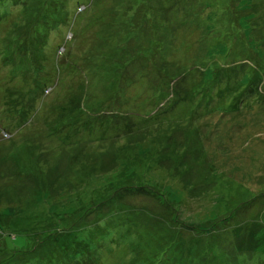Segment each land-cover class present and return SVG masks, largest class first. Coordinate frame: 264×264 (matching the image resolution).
<instances>
[{"label": "rangeland", "instance_id": "1", "mask_svg": "<svg viewBox=\"0 0 264 264\" xmlns=\"http://www.w3.org/2000/svg\"><path fill=\"white\" fill-rule=\"evenodd\" d=\"M0 3V264H264V0ZM161 79L197 98L126 93ZM157 145L179 179L136 162Z\"/></svg>", "mask_w": 264, "mask_h": 264}, {"label": "trees", "instance_id": "2", "mask_svg": "<svg viewBox=\"0 0 264 264\" xmlns=\"http://www.w3.org/2000/svg\"><path fill=\"white\" fill-rule=\"evenodd\" d=\"M251 2H260V3H262L263 2V0H250ZM24 3V2H23ZM23 3H20V4H23ZM19 4V3H18ZM4 5H5V3H4ZM2 3H0V8H1V6H4ZM248 9V8H247ZM250 17V16H249ZM255 22H256V24H260V23H258L257 22V20H255ZM150 29H151V31H150ZM130 31V32H139L140 33V30H135L134 29V27H133V21L131 22V20L130 19H128V21L126 22V23H122V25H120V31H121V35L122 36H124L126 33H127V31ZM156 32H157V30L155 31V29L152 27V26H149V29H148V33L145 35V38H147V39H149V40H154L155 39V36H156ZM157 37V36H156ZM151 38V39H150ZM131 45V43L128 41H126V40H124V42L122 43V48L123 47H126V49L129 47ZM128 46V47H127ZM121 49V48H120ZM120 49H119V52H120ZM195 67V66H194ZM208 68H210L211 70L213 69H215V71H217L218 72V78L219 77H221V68H215V67H211V66H208ZM227 69H229V68H227ZM130 70H132V67H129V68H127V71H130ZM192 73H194V72H196V70H194L193 69V67H190V69H189ZM163 72H165V70L163 71ZM217 74H216V72H212V74H211V76H210V78L211 77H213V76H216ZM143 79L145 80V78H143L142 77V82H143ZM138 83H135L134 85H130V83H128V84H126L125 85V89H126V93H127V91H128V93L127 94H129V96L132 94H136L137 92L135 91L136 89H139V90H141L142 92H140V93H145V95L146 96H148V97H150V102L151 101H153L156 105H158V106H161V107H163L164 106V104L166 105L167 103H169V102H172L174 105L176 104V103H184V102H187V101H190V100H193V99H195V98H197V97H190V96H185L184 95V93H181L179 96H170V94H171V92H167L166 91V89H165V82H164V79H161V81H162V87L161 86H159V87H157V86H154V87H151V85H148V86H146L147 88H148V90H147V88H145L142 84H141V81H138V80H136ZM115 84H116V89H120V87L122 86V85H124V81H122L121 79H120V77L118 76V78L116 79V82H115ZM241 85V84H240ZM135 86V88L136 89H134L133 87ZM138 86V87H137ZM241 86H243V87H245L246 85H241ZM106 87H108V86H106ZM151 91H153V93H155L157 96H154V95H152L151 93H150V90ZM108 91H110L109 89H107ZM168 90L170 91V89H169V87H168ZM149 91V92H148ZM204 91L206 92V89L204 88ZM134 92V93H133ZM176 94H178V92L176 91ZM116 96V95H115ZM201 96H202V92H201ZM200 97V96H199ZM200 100H198L197 102H199ZM142 102H144V104H146L147 102H145V100H142ZM148 104V103H147ZM116 108H117V110H118V114L120 115L121 113H124V112H126V110H124V108H125V106H122V105H120V106H116ZM112 113H114V114H116L117 112H112ZM162 114V116L163 115H165V114H169V112L167 111V110H165V111H163V113H161ZM150 114H149V112L148 113H146V114H144V115H141V117L140 118H142V117H145V118H147L148 116H149ZM160 115V114H159ZM170 115V114H169ZM166 118V117H165ZM165 118H162V119H165ZM112 122H110V124H111ZM149 123H151L150 121L148 122V123H146V125H148ZM120 130H122V128L120 129ZM116 134V133H115ZM115 134L114 135H112L113 137L115 136ZM165 144V143H164ZM143 146L144 147H147V146H149V147H155V142H152V143H144L143 144ZM158 149H160V151L158 152ZM154 150H156V153L154 152V155H153V152H150V151H148V152H146V150H142V152L143 153H141V155H142V157H143V159H141L139 156H137V158L135 159L136 160V162H146L145 164H143V165H141V166H143V167H145V169H152L154 166H155V168L158 170V176L160 177V179H165V180H167V181H172V180H175V179H179L181 176H182V172H183V167L177 162V161H175L176 162V168H170V169H167V168H161L160 167V162H173L174 160H171L170 158H168L166 155H165V152H164V150L159 146V145H157V148L156 149H154ZM174 158V157H173ZM51 168H50V170H49V172H51ZM179 172V173H178ZM43 181V182H42ZM42 181H40V186H44V185H46V183H47V180L44 178V179H42ZM46 181V182H45ZM28 190V189H27ZM26 190V191H27ZM103 199V198H102ZM104 202V204H106L107 202H108V200H106V201H103ZM121 205V204H120ZM122 206V205H121ZM58 207H60V206H58ZM55 208H57V207H55ZM54 208V209H55ZM113 211L114 212H116L115 211V209H113ZM82 214V213H81ZM81 214H79L78 216H76V217H80V215ZM69 215H73V213L72 214H67L64 218H63V223L64 224H68L71 220H76L75 218H72L71 220H68V216ZM33 216H35V215H33ZM49 216H51V215H46L45 216V219L47 218V217H49ZM60 218V217H59ZM61 218V219H62ZM57 219H58V216H52V217H50V218H48V220H47V223H49V224H45L44 225V227H43V229L42 230H40V232H44V234L45 235H43V238L45 239V238H47L48 237V235H49V232L47 233V232H45V231H47V229H45V227H50V229L52 228V226L54 225V226H58L59 224H57L56 223V221H57ZM82 220V219H81ZM75 222V221H74ZM119 226V227H118ZM118 226L116 225V227L115 228H117V230L118 229H122V227H120V224L118 223ZM74 226H72L71 228H73ZM56 229V228H55ZM55 229H53V230H55ZM122 230H124V229H122ZM68 231H69V229H68ZM39 232V233H40ZM122 232H124V231H122ZM58 233H59V231H58ZM27 234V233H26ZM81 234V236H79ZM226 235H230V234H226ZM225 235V236H226ZM27 236V235H26ZM231 236V235H230ZM238 237V236H237ZM73 239H76L77 240V242H79V243H83V244H85V243H87L88 242V239H89V236L87 235V234H84L83 235V233H82V231H80L79 233H76L75 234V236H74V238ZM60 240H61V237L59 238V241L57 242V246L59 247L60 246V244H58L59 242H60ZM236 240H238V241H243V244L244 243H246V241L244 240V239H242V238H238V239H233V241L231 240V241H228V238H226V237H224V243H232V244H236ZM24 241H26V239H24ZM37 241V240H36ZM43 241H45V240H43ZM43 241H41V242H43ZM259 243V242H258ZM24 250H27V249H24ZM24 250L23 249H20V251H22V253L24 252ZM22 253H20L19 255H17L16 257H18L17 258V260H18V263L17 264H24V263H26V262H35V264H40V262L39 261H37L36 259H33V258H31V257H26L25 259H23V257H21V255H22ZM82 255L85 257V261L82 259V261H81V264H87V260H88V258H87V255H86V252H85V250L82 252ZM9 257V256H8ZM62 259L60 260V262H59V264H73L72 263V260H71V254H68V252L67 253H64V254H62ZM9 258H13V257H9ZM8 258V261L9 262H11V260ZM14 259V258H13ZM87 259V260H86ZM88 261H90V260H88ZM15 262V261H14ZM13 262V264H15ZM7 264V263H6ZM170 264H172V263H170Z\"/></svg>", "mask_w": 264, "mask_h": 264}]
</instances>
